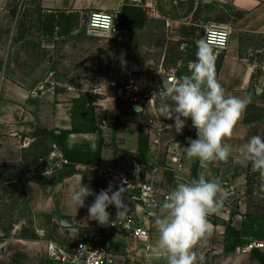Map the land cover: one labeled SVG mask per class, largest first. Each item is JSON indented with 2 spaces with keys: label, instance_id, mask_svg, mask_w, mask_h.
Segmentation results:
<instances>
[{
  "label": "crops",
  "instance_id": "obj_1",
  "mask_svg": "<svg viewBox=\"0 0 264 264\" xmlns=\"http://www.w3.org/2000/svg\"><path fill=\"white\" fill-rule=\"evenodd\" d=\"M19 1L0 0V162L21 161L35 133L43 132L51 144L49 156H57L73 172L52 183L23 180L27 208L48 221L30 238L0 242V264H61L47 259L46 241L72 245L90 225L88 206L95 196L77 210L68 191L81 179L84 183V171L94 166L128 174L136 185L152 183L158 207L179 183L204 175L225 190L224 206L213 215L228 220L237 197L242 212L246 178L259 172L237 163L236 150L254 135L264 137V73L257 74L255 61L241 54L240 35L264 34V0H21L23 10L39 8L40 13L39 29L31 28L24 38L17 32L24 12L12 15ZM93 13L112 15L119 31L140 30L158 20L170 39L182 43L200 40L203 25H228L231 35L216 76L228 95L249 102L227 140L233 146L227 161L204 166L197 158L187 159L181 147L197 138L196 129L187 120L177 133L168 126L174 120L162 117L154 100L137 110L134 103L119 104L117 96L85 77L52 71L54 44L83 30L84 17ZM252 105L261 114L245 120ZM118 188L113 185L114 191ZM138 194L137 189L126 190L125 213L132 214L135 227L147 229L148 237L138 239L121 229L111 233L107 244L114 264H167L156 246L155 218H145L140 202L132 199ZM107 211L117 215L114 205ZM213 225V234L197 248L204 264H264V250L235 253L249 239L264 241V215L234 214L228 229Z\"/></svg>",
  "mask_w": 264,
  "mask_h": 264
},
{
  "label": "rangeland",
  "instance_id": "obj_2",
  "mask_svg": "<svg viewBox=\"0 0 264 264\" xmlns=\"http://www.w3.org/2000/svg\"><path fill=\"white\" fill-rule=\"evenodd\" d=\"M210 48L215 57L217 75L223 51ZM196 51V42L174 41L167 36L160 21L152 20L143 29L114 34L84 27L77 34L58 40L49 60L55 74L85 77L100 85L102 92L117 96L119 104L133 103L131 96L145 102L152 99L163 117L161 108L171 105L172 101L161 95L163 86L160 79L171 76L174 82L189 75V66L196 60ZM240 52L255 61L257 74L264 73V34L240 35ZM248 111L247 116L251 119L261 114V109L254 105ZM188 120L191 122V119ZM35 136L37 138L21 161L0 162V242L30 238L37 229L46 227L48 218L34 215L25 204L23 180L49 181L73 172L65 168L57 156H49L51 144L46 133L37 132ZM83 178L84 184L93 192L106 190L110 185L93 170L84 171ZM241 200L242 212L239 211L240 199L237 197L236 206L229 207L228 220H221L215 215L208 219L213 224L231 228L234 214L264 215V181L260 174L246 178Z\"/></svg>",
  "mask_w": 264,
  "mask_h": 264
},
{
  "label": "clouds",
  "instance_id": "obj_3",
  "mask_svg": "<svg viewBox=\"0 0 264 264\" xmlns=\"http://www.w3.org/2000/svg\"><path fill=\"white\" fill-rule=\"evenodd\" d=\"M196 47V60L189 66L190 74L174 82L165 79L162 84L161 95L170 98L172 104L164 105L160 111L163 117L174 120V125L168 126L177 133H181L186 121L191 119L197 138H189L187 147L177 145L187 159L197 158L206 166L210 162L227 161L232 155L233 146L227 140L232 137L249 101L226 93L217 79L215 57L206 39L197 40ZM236 151L237 163L245 167L251 164L252 170L259 172L264 181V137L254 135ZM126 190L121 186L114 191L110 184L106 190L94 193L81 179L70 186L68 196L77 210L85 206L87 197L95 196L88 206V218L107 226L110 205L116 207L117 217L125 213L123 195ZM224 192L218 180L206 179L204 175L179 183L169 191L154 220L158 234L156 246L165 253L167 264H204V256L197 248L213 234L214 225L208 217L220 214Z\"/></svg>",
  "mask_w": 264,
  "mask_h": 264
},
{
  "label": "built area",
  "instance_id": "obj_4",
  "mask_svg": "<svg viewBox=\"0 0 264 264\" xmlns=\"http://www.w3.org/2000/svg\"><path fill=\"white\" fill-rule=\"evenodd\" d=\"M22 12L23 5L20 0L18 2L17 15ZM85 28L107 34L119 32L117 23L112 15L99 13H93L87 17ZM202 35L209 47L224 49L229 42L231 30L226 24H206L202 26ZM131 101L139 109L147 103V101L138 100L137 96H131ZM150 101L151 99H148V102ZM91 170L104 177L114 186H122L129 190L137 189L139 194L133 195L132 199L140 202L145 218H155V214L159 212V207L156 200L157 190L152 183L144 182L136 185L131 180L130 175H120L101 166H94ZM109 213L110 218L107 226L91 220L90 225L79 233L77 240L72 245H65L53 239L47 240L45 245L47 259L61 264H114L115 256L108 249L107 244V238L111 233L121 229L138 239H146L148 237L147 229L133 225L130 212L119 217L111 212ZM252 249L264 250V241L249 239L243 245L236 247L235 253L249 252Z\"/></svg>",
  "mask_w": 264,
  "mask_h": 264
},
{
  "label": "trees",
  "instance_id": "obj_5",
  "mask_svg": "<svg viewBox=\"0 0 264 264\" xmlns=\"http://www.w3.org/2000/svg\"><path fill=\"white\" fill-rule=\"evenodd\" d=\"M17 11V7H14L12 9V15L15 17ZM39 24H40V13H39V8L27 12L24 10V13L22 15L21 20L17 23V32H18V37L19 38H24L28 33L31 28H37L39 29ZM248 116L245 117V120H249ZM69 173H65L60 175L58 178H54L49 181H41L44 183H52V182H58L61 181L65 176H67ZM39 182V181H35ZM228 229V228H227Z\"/></svg>",
  "mask_w": 264,
  "mask_h": 264
},
{
  "label": "water",
  "instance_id": "obj_6",
  "mask_svg": "<svg viewBox=\"0 0 264 264\" xmlns=\"http://www.w3.org/2000/svg\"><path fill=\"white\" fill-rule=\"evenodd\" d=\"M86 23H87V16H85L84 19H83V27L86 26ZM201 38H203V35H201ZM165 79H166V82H173V77H171V76H164V77H162L160 79V81H161L162 84L164 83Z\"/></svg>",
  "mask_w": 264,
  "mask_h": 264
}]
</instances>
